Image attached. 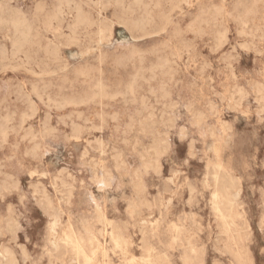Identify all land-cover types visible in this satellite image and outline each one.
<instances>
[{
	"label": "rangeland",
	"instance_id": "obj_1",
	"mask_svg": "<svg viewBox=\"0 0 264 264\" xmlns=\"http://www.w3.org/2000/svg\"><path fill=\"white\" fill-rule=\"evenodd\" d=\"M0 2V13L1 15L4 13L2 18L5 21L0 23L2 28H0V51L3 53H0V60L3 63L1 64L0 61V80L2 79L0 117L3 118L2 120L0 118L2 148H0V160H2L0 167H4L5 164V169L0 168L2 175L0 191L3 192H0V264H264V10L262 9L264 0H141L140 4H137L136 0L129 2L128 0H84V2L83 0H68V2L67 0H0ZM40 3L42 6L38 5ZM58 6L64 14H61L62 17L56 15L60 9ZM251 6H255L257 11L247 15L245 12ZM76 7L84 10L95 20L101 14V19L105 18L111 22L112 28L94 29L92 26L69 30ZM11 8L16 11H11ZM125 9L130 19L139 22L138 25L133 26L134 28L122 24L120 13ZM19 12H22L21 16H25L22 17L29 25L34 26L32 34L33 36L35 34L33 37L35 45L23 46L24 48L15 46V34L6 21L10 14ZM49 12H53V15ZM29 17L33 20L28 19ZM45 19H48V22ZM50 23H52L51 27ZM58 24L62 27L60 28ZM194 30H199L201 34ZM65 35L66 37L63 38ZM248 38L254 40V43ZM166 40L168 43L165 42ZM68 41L71 43L69 44ZM245 46L248 47L246 50ZM14 48L21 53L16 54L18 51ZM141 48L144 49L143 52L146 50L144 54ZM130 49L135 51L132 50V53ZM188 52L192 53V56L189 57ZM35 53L39 56L37 57ZM103 53L105 54L102 55ZM131 54H134L132 58ZM10 55L16 57L11 58ZM160 58L163 61H160ZM18 62L20 64H17ZM24 63L26 65H23ZM149 63L154 64L155 69L154 65L151 66ZM207 63L208 66L205 65ZM73 67H78L79 70ZM110 71L114 72L110 73ZM34 79L37 81L35 82ZM51 80L54 82L51 83ZM57 82L59 86L55 84ZM124 83H128L130 87ZM60 86H63L64 90L59 88ZM40 89L41 93H39ZM35 90L39 96L35 94ZM226 90L229 92L227 93ZM21 91L24 93L21 94ZM52 91H57L59 94ZM85 91L90 99H87L89 97L85 95ZM7 92L9 94L6 97ZM100 93L104 94L103 97ZM105 93H109L106 94L108 98ZM83 94L87 98L83 97ZM20 95H24L22 98L26 96L29 98L22 99ZM26 99L32 103L27 102ZM232 100L234 102L229 103ZM10 102L11 104H8ZM107 104L113 107L112 110ZM33 106L34 108H31ZM138 110L139 112H136ZM162 110L165 112L163 113ZM128 115H131V119ZM19 118L22 122L17 123ZM47 119L50 121L47 122ZM152 122L155 125L151 124ZM125 123H128L127 126ZM139 123L143 125L140 126ZM45 124L46 126L43 127ZM102 124L107 127L104 128ZM199 131H203L202 134ZM20 132L24 133L20 134ZM71 132H74L73 136ZM124 132L128 134L125 135ZM55 137L58 140H54ZM126 139L129 141L128 144ZM20 140L21 144H19ZM43 142L47 145L44 146ZM31 143L35 145L32 146ZM40 145H43L44 151L39 147ZM40 156L41 159L37 160ZM36 171L37 173L34 174ZM69 173L71 174L68 175ZM103 173L104 176H101ZM40 184L43 187H40ZM222 188L229 196L236 195L230 198V206L228 205L227 209L224 206L223 195L218 194ZM196 200L199 202L197 203ZM216 208L221 209L222 213Z\"/></svg>",
	"mask_w": 264,
	"mask_h": 264
},
{
	"label": "bare ground",
	"instance_id": "obj_2",
	"mask_svg": "<svg viewBox=\"0 0 264 264\" xmlns=\"http://www.w3.org/2000/svg\"><path fill=\"white\" fill-rule=\"evenodd\" d=\"M11 1H12V0H11ZM54 1H55V0H54ZM64 1H65V0H64ZM70 1H71V0H70ZM118 1H119V0H118ZM8 2H10V1H8ZM59 2H60V1H59ZM67 2H68V0H67ZM83 2H84V0H83ZM93 2H94V1H93ZM128 2H129V0H128ZM130 2H131V1H130ZM140 2H141V0H136V3H137V4H140ZM155 2H156V1H155ZM0 3H1V2H0ZM2 3H3V2H2ZM4 3H5V2H4ZM76 3H77V2H76ZM80 3H82V2H80ZM80 3H79V4H80ZM85 4H87V3H85ZM130 4H131V3H130ZM149 4H150V3H149ZM154 4H155V3H154ZM1 5H3V4H1ZM4 5H8V4H4ZM10 5H11V4H10ZM10 5H9V6H10ZM24 5H25V4H24ZM38 5L42 6L41 3L38 4ZM59 5H61V3H60ZM64 5H65V4H64ZM127 5H128V4H127ZM132 5H133V4H132ZM144 5H146V4L144 3ZM52 6H53V5H52ZM54 6H55V5H54ZM54 6H53V7H54ZM62 6H63V5H62ZM85 6H86V5H85ZM104 6H105V5H104ZM149 6H150V5H149ZM174 6H175V5H174ZM178 6H179V5H178ZM178 6H176V7L179 8ZM211 6H212V5H211ZM215 6H216V5H215ZM27 7H28V6H27ZM30 7H31V6H30ZM30 7H29V8H30ZM35 7H36V6H35ZM44 7H45V6H44ZM77 7H78V5H77ZM77 7H76V9H75V11H74L73 20H72V23H71V25H70V27H69V30H72V31H73V30H80V29H83V28L86 29V28H90V27H92V26H94V29H100V28H108V29H110V28H112V23L109 22V21H107V20H105V18L101 19V17H100L101 14H99L98 17H97V19L95 20V19H93L90 15H88V13H86L84 10H81V9H79V8H77ZM79 7L82 8L80 5H79ZM88 7H89V6H88ZM129 7H130V6H129ZM209 7H210V6H209ZM37 8H38V7H37ZM37 8H36V9H37ZM55 8H56V7H55ZM58 8H60V9H58L57 13H56V11H55L57 17H59V16H61V14H63L62 11H61V7L58 6ZM69 8H70V7H69ZM130 8H131V7H130ZM3 9H4V7H3ZM19 9H20V6H19ZM36 9H32V10L35 11ZM40 9H41V8H39V10H40ZM43 9H44V8H43ZM53 9H54V8H53ZM92 9H93V8H92ZM132 9H133V8H132ZM132 9H130V10H132ZM179 9H180V8H179ZM179 9H178V10H179ZM213 9H214V8H213ZM255 9H256L255 6H251V7H249V8L247 9V11H246L245 13H246L247 15L252 14V13H255V12L257 11V10H255ZM262 9L264 10V6L262 7ZM4 10H5V9H4ZM6 10H8V8H7ZM10 10L13 11L12 8H11ZM56 10H57V9H56ZM126 10H127V9H125V11H122V12L120 13V15L122 14V16H121V17H122V20H123L122 24H124L125 26H128V28H129V27H133V26L138 25L139 22H137L136 20L130 19V17L127 16L129 13L126 12ZM133 10H134V9H133ZM151 10H152V9H151ZM204 10H205V9H204ZM204 10H203V11H204ZM2 11H3V10H2ZM15 11H16V10H14L13 12H15ZM17 11H19V10L17 9ZM48 11H49V10H48ZM48 11L46 10V12H48ZM51 11H52V10H51ZM128 11H129V10H128ZM36 12H37V11H36ZM53 12H54V11H53ZM53 12H52V13H53ZM89 12H90V11H89ZM21 13H22V12H21ZM21 13H20V12H19V13H12V14H10V16H9V19H8V20L6 19V20H7L6 22L10 25V27L12 28V30H13V32H14V34H15V39H14V41H15V46H16L17 48H21V47H23V46L25 47V46H31V45H33V44H34L33 37L35 36V34H34V36H33V34H32V29H33L34 26L32 27L31 25H29V24L27 23V21L23 18V17H25V16L22 15V16H23V17H22V16H21ZM23 13H25V12H23ZM49 13H51V12H49ZM52 13H51V14H52ZM65 13H66V12H65ZM98 13H99V12H98ZM135 13H137V12H135ZM135 13H134V14H135ZM188 13H189V12H188ZM3 14H4V13H3ZM3 14H2V15H3ZM5 14H6V13H5ZM30 14H31V13H30ZM30 14H27V15H30ZM118 14H119V13H118ZM203 14H204V13H203ZM222 14H223V13H222ZM222 14H221V15H222ZM2 15H1V13H0V23H3V21H4L3 18H2ZM32 15H33V13H32ZM34 15H35V12H34ZM42 15H43V14H42ZM42 15H41V16H42ZM52 15H53V14H52ZM63 15H64V14H63ZM131 15H133V14H131ZM167 15H168V14H167ZM199 15H200V14H199ZM44 16H45V15H44ZM44 16H43V17H44ZM138 16H139V15H138ZM193 16H194V15H193ZM193 16H192V17H193ZM231 16H232V15H231ZM3 17H4V16H3ZM30 17H31V16H30ZM30 17H29L28 19L33 20V19L30 18ZM57 17H56V19H57ZM61 17H62V16H61ZM71 17H72V16H71ZM128 17H129V18H128ZM195 17H196V16H195ZM197 17L200 18V16H197ZM197 17H196V18H197ZM216 17H217V16H216ZM222 17H223V15H222ZM232 17H233V16H232ZM41 18H42V17H41ZM44 18H45V17H44ZM46 18H48V17H46ZM52 18H53V17H52ZM54 18H55V17H54ZM54 18H53V19H54ZM150 18H151V17H150ZM169 18H170V17H169ZM35 19H36V18H35ZM35 19H34V20H35ZM50 19H51V18H50ZM50 19H49V20H50ZM106 19H107V18H106ZM137 19H138V18H137ZM214 19H216V18H214ZM227 19H228V18H227ZM227 19H226V20H227ZM234 19H235V18H234ZM38 20H39V19H38ZM45 20H47V22H48V19H45ZM59 20H60V18H59ZM59 20H58V21H59ZM62 20H63V19H62ZM69 20H70V19H69ZM170 20H171V19H170ZM192 20H193V19H192ZM206 20H207V19H206ZM212 20H213V19H211V21H212ZM228 20H229V19H228ZM243 20H244V19H243ZM42 21H43V20H42ZM51 21H52V20H51ZM55 21H56V20H55ZM55 21H54V22H55ZM64 21H65V20H64ZM172 21H173V18H172ZM195 21H196V20H195ZM195 21H194V22H195ZM219 21H220V20H219ZM4 22H5V21H4ZM43 22H44V21H43ZM43 22H42V23H43ZM214 22H217V21H214ZM214 22H213V23H214ZM222 22H223V20H222ZM7 23H6V24H7ZM36 23H38V22H36ZM59 23H60V22H59ZM152 23H153V22H152ZM162 23H163V22H162ZM191 23H192V22H191ZM191 23H190V24H191ZM242 23H244V22L242 21ZM242 23H241V24H242ZM33 24H34V23H33ZM43 24H44V23H43ZM43 24H42V25H43ZM47 24H48V23H47ZM51 24H52V23H50V27H51ZM155 24H156V23H155ZM220 24H222V23H220ZM223 24H224V26H225V23H223ZM244 24H245V23H244ZM35 25H36V24H35ZM56 25H57V23H56ZM191 25L193 26V24H191ZM214 25H215V23H214ZM216 25H217V24H216ZM58 26H60V25L58 24ZM170 26H171V25H170ZM209 26H211V25H209ZM212 26H213V25H212ZM218 26H219V25H218ZM221 26H222V25H221ZM224 26H223V28H224ZM4 27H5V26H4ZM31 27H32V28H31ZM35 27H36V26H35ZM39 27H40V26H39ZM61 27H62V25L60 26V28H61ZM195 27H196V26H195ZM198 27H199V26H198ZM0 28H1V27H0ZM36 28H37V27H36ZM43 28H44V27H43ZM45 28H46V27H45ZM57 28H58V27H57ZM133 28H134V27H133ZM144 28H145V27H144ZM180 28H181V27H180ZM1 29H2V28H1ZM38 29H39V28H38ZM46 29H47V28H46ZM53 29H54V28H53ZM53 29H52V30H53ZM64 29H65V28H64ZM138 29H139V28H138ZM178 29H179V28H178ZM193 29H194V28H193ZM201 29H202V28H201ZM34 30H35V29H34ZM34 30H33V31H34ZM36 30H37V29H36ZM36 30H35V31H36ZM42 30H43V29H42ZM47 30H48V29H47ZM129 30H131V29H129ZM186 30H187V29H186ZM202 30H203V29H202ZM242 30H243V29H242ZM9 31H10V30H9ZM9 31H8V32H9ZM54 31H55V30H54ZM56 31H58V30H56ZM61 31H62V30H61ZM182 31H183V30H182ZM184 31H185V30H184ZM188 31H189V30H188ZM194 31H195V30H194ZM198 31H199V30H197V31H195V32H198ZM203 31H204V30H203ZM217 31H218V30H217ZM217 31H216V33H217ZM237 31H239V30H237ZM0 32H1V31H0ZM40 32H41V31H40ZM45 32H46V31H45ZM47 32H48V31H47ZM47 32H46V33H47ZM79 32H80V31H79ZM100 32H101V31H100ZM102 32H103V31H102ZM110 32H111V31H110ZM136 32H137V31H136ZM166 32H167V30H166ZM185 32H186V31H185ZM199 32H200V31H199ZM242 32H243V31H242ZM242 32H240V33H242ZM57 33H59V31H58ZM63 33H64V32H63ZM71 33L73 34V32H71ZM75 33H76V32H75ZM86 33H87V32H86ZM103 33H104V32H103ZM103 33H102V35H103ZM186 33H187V32H186ZM190 33H191V32H190ZM193 33H194V32H193ZM211 33H212V32H211ZM43 34H44V33H43ZM76 34H78V33H76ZM94 34H95V31H94ZM150 34H151V33H150ZM153 34H154V33H153ZM184 34H185V33H184ZM187 34H188V33H187ZM197 34L200 35L201 32H200V34H199V33H197ZM197 34H196V35H197ZM224 34H225V33H224ZM51 35H52V34H51ZM56 35H57V34H56ZM70 35H71V34H70ZM84 35H85V34H84ZM84 35H82V36L84 37ZM100 35H101V34H100ZM148 35H149V34H148ZM185 35H186V34H185ZM2 36H3V35H2ZM38 36H39V35H38ZM38 36H37V37H38ZM42 36H43V35H42ZM60 36H61V33H60ZM76 36H77V35H76ZM98 36H99V35H98ZM98 36H97V37H98ZM249 36H251V35H249ZM10 37H11V36H10ZM64 37H66V35L63 36V38H64ZM68 37H69V36H68ZM68 37H67V38H68ZM88 37H90V36H88ZM100 37H101V36H100ZM100 37H99V38H100ZM137 37H138V36H137ZM140 37L142 38V36H140ZM179 37H181V35H180ZM194 37H195V36H194ZM223 37H224V36H223ZM251 37H253V36H251ZM13 38H14V36H13ZM35 38H36V37H35ZM35 38H34V39H35ZM39 38H40V37H39ZM75 38H76V37H75ZM174 38H176V37H174ZM184 38H185V37H184ZM184 38H183V39H184ZM201 38H202V36H201ZM254 38H256V37L254 36ZM259 38H262V37H259ZM77 39H79V38H77ZM77 39H76V40H77ZM103 39H104V38H103ZM106 39H108V37H107ZM179 39H180V38H179ZM194 39H196V38H194ZM198 39H199V38H198ZM216 39H217V38H216ZM248 39H249V38H248ZM263 39H264V38H263ZM49 40H50V39H49ZM58 40H60V39H58ZM65 40H66V38H65ZM172 40H174V39H172ZM201 40H202V39H201ZM249 40H251V39H249ZM36 41H37V40H36ZM40 41H41V40H40ZM73 41H74V40H73ZM92 41H93V40H92ZM167 41H168V40H166L165 42H167ZM176 41H177V39H176ZM179 41H181V40H179ZM217 41H218V40H217ZM251 41H252V40H251ZM253 41H254V40H253ZM253 41H252V42H253ZM10 42H11V41H10ZM38 42H39V40H38ZM38 42H37V43H38ZM49 42H50V41H49ZM53 42H56V41H53ZM63 42H64V41H63ZM68 42H69V41H68ZM94 42H95V41H94ZM99 42H100V41H99ZM185 42H187V41H185ZM188 42H189V41H188ZM220 42H221V41H220ZM249 42H250V41H249ZM12 43H13V42H12ZM70 43H71V42H69V44H70ZM80 43H81V42H80ZM87 43H88V42H87ZM97 43H98V42H97ZM163 43H164V42H163ZM167 43H168V42H167ZM169 43H170V40H169ZM176 43H177V42H176ZM176 43H175V44H176ZM193 43H195V42H193ZM250 43H251V42H250ZM253 43H254V42H253ZM35 44H36V43H35ZM35 44H34V45H35ZM38 44H39V43H38ZM38 44H37V45H38ZM41 44H43V43H41ZM45 44H46V43H45ZM48 44H49V43H48ZM52 44H53V43H52ZM84 44H85V43H84ZM178 44H179V43H178ZM218 44H219V43H218ZM248 44H249V43H248ZM2 45H3V44H2ZM11 45H12V44H11ZM43 45H44V44H43ZM46 45H47V44H46ZM61 45H62V44H61ZM79 45H80V44H79ZM79 45H78V46H79ZM85 45H86V44H85ZM111 45H112V44H111ZM117 45H118V44H117ZM119 45H120V44H119ZM154 45H157V44H154ZM158 45H160V44H158ZM179 45H180V44H179ZM191 45H193V44H191ZM214 45H216V44H214ZM253 45H254V44H253ZM0 46H1V44H0ZM55 46H56V44H55ZM62 46H64V45H62ZM76 46H77V45H76ZM78 46H77V47H78ZM100 46H101V45H100ZM100 46H99V47H100ZM115 46H116V45H115ZM211 46H212V45H211ZM12 47H13V46H12ZM24 47H23V48H24ZM32 47H33V46H32ZM39 47H42V46H39ZM43 47H45V45H44ZM48 47H49V46H48ZM67 47H68V46H67ZM113 47H114V46H113ZM116 47H117V46H116ZM116 47H114V48H116ZM128 47H129V46H128ZM132 47H134V46H132ZM136 47H137V46H136ZM155 47H157V46H155ZM160 47H163V46H160ZM246 47H247V46H245V48H244V47H242V48H244V49L246 50ZM17 48H14V49H15L16 51H18ZM27 48H28V47H27ZM89 48H91V47H89ZM122 48H123V47H122ZM134 48H135V47H134ZM139 48H140V47H139ZM153 48H154V47H153ZM163 48H164V47H163ZM168 48H170V47L168 46ZM247 48H248V47H247ZM4 49H6V48H3V50H4ZM34 49H35V48H34ZM45 49H46V48H45ZM50 49H51V48H50ZM84 49H86V47H85ZM101 49H102V47H101ZM127 49H128V48H127ZM147 49H148V47H147ZM150 49H151V48H150ZM215 49H217V48L215 47ZM43 50H44V49H43ZM89 50H90V49H89ZM93 50H94V49H93ZM103 50H104V49H103ZM114 50H115V49H114ZM116 50H117V49H116ZM128 50H129V49H128ZM130 50H131V49H130ZM132 50H133V49H132ZM132 50H131V51H132ZM140 50H142V48H141ZM143 50H144V49H143ZM143 50H142V53L144 54L146 50H145L144 52H143ZM157 50H158V49H157ZM170 50H171V49H170ZM12 51H13V49H12ZM55 51H57V50L55 49ZM126 51H127V50H126ZM133 51H135V50H133ZM133 51H132V53H133ZM136 51H139V50H136ZM154 51L156 52V50H154ZM181 51H182V50H181ZM181 51H180V52H181ZM3 52H4V51H3ZM26 52H27V51H26ZM26 52H25V53H26ZM44 52H45V51H44ZM59 52H60V51H59ZM104 52H105V51H104ZM158 52H159V50H158ZM0 53H2V51H0ZM19 53H21V52L18 51L16 54H19ZM25 53H24V54H25ZM29 53H30V52H29ZM33 53H34V52H33ZM33 53H31V54H33ZM50 53H51V52H50ZM50 53H49V55H50ZM54 53H56V52H54ZM54 53H53V54H54ZM127 53H128V52H127ZM129 53H130V52H129ZM140 53H141V51H140ZM149 53H150V52H149ZM149 53H148V54H149ZM153 53H154V52H153ZM188 53H190V52H188ZM2 54H3V53H2ZM12 54H13V53H12ZM35 54H37V53H35ZM46 54H47V53H46ZM57 54H58V53H57ZM104 54H105V53H103L102 55H104ZM125 54H126V53H125ZM138 54H139V53H138ZM151 54H152V53H151ZM171 54H173V53H171ZM191 54H192V53L189 54V57L192 56ZM4 55H5V54H4ZM7 55H8V54H7ZM47 55H48V54H47ZM107 55H108V54H107ZM123 55H124V54H123ZM123 55H121V56H123ZM128 55H129V54H128ZM131 55H132V56H131V58H132V57L134 56V54H131ZM141 55H142V54H141ZM173 55H174V54H173ZM180 55H181V54H180ZM229 55H230V54H229ZM10 56H11V55H10ZM36 56L38 57L39 55L37 54ZM43 56H44V55H43ZM50 56H51V55H50ZM58 56H59V55H58ZM99 56H100V55H99ZM105 56H106V55H105ZM117 56H118V55H117ZM138 56H139V55H138ZM176 56H177V55H176ZM196 56H197V55H196ZM230 56H231V55H230ZM4 57H5V56H4ZM12 57H16V55L11 56V58H12ZM17 57H18V56H17ZM24 57H25V56H24ZM27 57L29 58V57H30V54L27 55ZM52 57H53V55H52ZM54 57H56V56H54ZM97 57H98V56H97ZM118 57H119V56H118ZM129 57H130V55H129ZM160 57H161V56H160ZM198 57H199V56H198ZM2 58H3V57H2ZM7 58H8V56H7ZM7 58H6V59H7ZM77 58H78V57H77ZM111 58H113V57H111ZM125 58H126V56H125ZM125 58H124V59H125ZM131 58H130V59H131ZM137 58H140V57H137ZM142 58H144V57H142ZM161 58H162V57H161ZM161 58H160V59H161ZM0 59H1V58H0ZM31 59H32V58H30V60H31ZM59 59H60V58H59ZM98 59H99V57L97 58V60H98ZM114 59H115V58H114ZM127 59H128V57H127ZM127 59H125V60H127ZM146 59H147V58H146ZM157 59H158V58H157ZM160 59H159V60H160ZM164 59H165V58H164ZM17 60H18V59H17ZM20 60H21V59H20ZM25 60H26V59H25ZM32 60H33V59H32ZM35 60H36V59H35ZM48 60H49V59H48ZM56 60H57V59H56ZM60 60H61V59H60ZM122 60H123V59H122ZM143 60H144V59H143ZM0 61H1V60H0ZM13 61H14V60H13ZM127 61H129V59H128ZM160 61H163V60L161 59ZM165 61H166V59H165ZM167 61H168V60H167ZM34 62H35V61H34ZM45 62H46V61H45ZM98 62H100V61H98ZM101 62H102V61H101ZM112 62H114V60H113ZM116 62H119V64H122V63H120V61H116ZM139 62L141 63V61H139ZM157 62H158V61H157ZM170 62H171V61H170ZM187 62H188V61H187ZM14 63H16V61H15ZM21 63H22V62H21ZM26 63H27V62H26ZM47 63H48V62H47ZM61 63H62V61H61ZM61 63H60V64H61ZM86 63H87V62H86ZM86 63H85V64H86ZM106 63H107V62H106ZM130 63H131V62H130ZM151 63H152V62H151ZM151 63H149V64H151ZM158 63H159V62H158ZM158 63H157V64H158ZM164 63H167V62H164ZM189 63H190V62H189ZM198 63H199V62H198ZM200 63H201V62H200ZM200 63H199V64H200ZM204 63H205V62H204ZM1 64H3L2 61H1ZM5 64H6V63H5ZM17 64H20V63L18 62ZM29 64H30V63H29ZM32 64H33V63H32ZM35 64H36V63H35ZM38 64L41 65V63H38ZM63 64H64V62H63ZM102 64H103V63H102ZM117 64H118V63H117ZM123 64H125V63H123ZM126 64H127V63H126ZM157 64H156V66H157ZM159 64H160V63H159ZM193 64H194V62H193ZM202 64H203V63H202ZM9 65H10V63H9ZM13 65H14V64H13ZM23 65H26V64L24 63ZM33 65H34V64H33ZM43 65H44V64H43ZM43 65H42V66H43ZM45 65H46V64H45ZM65 65H66V64H65ZM65 65H64V67H65ZM75 65H76V64H75ZM107 65H108V64H107ZM131 65H132V64H131ZM153 65H154V64H151V66H153ZM164 65H165V64H164ZM195 65H196V64H195ZM205 65L208 66V63L205 64ZM229 65H231V63H230ZM3 66L5 67V65H3ZM27 66H28V65H27ZM42 66H41V67H42ZM47 66H48V64H47ZM59 66H60V65H59ZM67 66H68V65H67ZM69 66H70V65H69ZM80 66H82V65H80ZM90 66H91V65H90ZM94 66H95V65H94ZM122 66H123V65H122ZM127 66H128V65H127ZM127 66H126V67H127ZM183 66H184V65H183ZM188 66H189V65H188ZM15 67H16V66H15ZM17 67H18V66H17ZM43 67H44V66H43ZM45 67H46V66H45ZM45 67H44V68H45ZM70 67H71V66H70ZM111 67H112V66H111ZM139 67H140V66H139ZM158 67H160V66H158ZM161 67H162V66H161ZM169 67H171V66H169ZM231 67H232V66H231ZM6 68H7V67H6ZM11 68H12V67H11ZM21 68L24 69L23 67H21ZM30 68H31V66H30ZM38 68H39V67H38ZM38 68H37V69H38ZM59 68H61V67H59ZM73 68L77 69L78 67H77V68H76V67H73ZM86 68H87V67H86ZM86 68H85V69H86ZM133 68H134V66H133ZM145 68H146V67H145ZM162 68H164V67H162ZM172 68H173V67H172ZM190 68H191V67H190ZM207 68H208V67H207ZM3 69H4V68H3ZM12 69H14V68H12ZM50 69H51V68H50ZM53 69H54V68H53ZM53 69H52V70H53ZM64 69H66V68H64ZM71 69H72V68H71ZM96 69H98V68H96ZM101 69H102V68H100V70H101ZM113 69H114V67H113ZM116 69H117V68H116ZM135 69H136V66H135ZM151 69H152V67H151ZM154 69H155V65H154ZM160 69H161V68H160ZM164 69H165V68H164ZM174 69H175V68H174ZM30 70H31V69H30ZM38 70H39V69H38ZM43 70H44V69H43ZM46 70H47V69H46ZM56 70H57V69H56ZM59 70L61 71V69H59ZM77 70H79V69H77ZM80 70H82V69H80ZM83 70H84V69H83ZM86 70H89V69H86ZM104 70H105V69H104ZM136 70H137V69H136ZM138 70H139V69H138ZM149 70H150V69H149ZM169 70H170V69H169ZM199 70H200V69H199ZM201 70H202V69H201ZM27 71H28V70H27ZM33 71H34V70H33ZM72 71H74V69H72ZM75 71H76V70H75ZM89 71H90V70H89ZM96 71H97V70H96ZM106 71H107V70H106ZM150 71H151V70H150ZM155 71H156V70H155ZM166 71H167V69H166ZM170 71H171V70H170ZM174 71H175V70H174ZM174 71H173V72H174ZM186 71H187V70H186ZM193 71H196V70H193ZM29 72H30V71H29ZM42 72H43V71H42ZM53 72H54V71H53ZM53 72H51V73H53ZM77 72H78V71H77ZM86 72H87V71H86ZM86 72H85V73H86ZM90 72H92V71H90ZM112 72H114V71H112ZM112 72L110 71V73H112ZM142 72H143V71H142ZM181 72H182V70H181ZM196 72H197V71H196ZM207 72H208V71H207ZM33 73H34V72H33ZM37 73H38V72H37ZM43 73L45 74V72H43ZM46 73H47V72H46ZM75 73H76V72H75ZM78 73H79V72H78ZM98 73L100 74V72H98ZM101 73H103V72L101 71ZM143 73H144V72H143ZM167 73H168V71H167ZM31 74H32V73H31ZM40 74H41V73H40ZM49 74H50V73H49ZM55 74H56V73H55ZM66 74H67V72H66ZM79 74H80V73H79ZM86 74H87V73H86ZM114 74H115V73H114ZM137 74H140V73H137ZM153 74H155V73H153ZM153 74H152V75H153ZM162 74H164V73L162 72ZM32 75H33V74H32ZM34 75H35V74H34ZM34 75H33V76H34ZM47 75H48V74H47ZM63 75H64V74H63ZM77 75H78V74H77ZM77 75H75V76H77ZM80 75H83V74H80ZM87 75H88V74H87ZM87 75H86V76H87ZM128 75H129V74H128ZM164 75H166V74H164ZM171 75H172V74H171ZM195 75H196V74H195ZM35 76H36V75H35ZM58 76H59V74H58ZM60 76H61V75H60ZM72 76H73V75H72ZM119 76H120V75H119ZM121 76H122V75H121ZM121 76H120V77H121ZM155 76H156V75H155ZM196 76H197V75H196ZM202 76H203V74H202ZM205 76H206V75H205ZM10 77H11V76H10ZM13 77H14V76H13ZM20 77H21V76H20ZM36 77H39V75L36 76ZM68 77H69V76H68ZM68 77H67V78H68ZM82 77H83V76H82ZM91 77H92V76H91ZM130 77H131V76H130ZM133 77H134V75H133ZM133 77H132V78H133ZM136 77H138V76L136 75ZM139 77H140V76H139ZM206 77H207V76H206ZM234 77H235V76H234ZM51 78H52V77H51ZM62 78H63V77H62ZM69 78H70V77H69ZM75 78H76V77H74V79H75ZM84 78H85V77H84ZM87 78H89V75H88ZM92 78H93V77H92ZM153 78H154V77H153ZM153 78H152V79H153ZM183 78H184V77H183ZM199 78H200V77H199ZM52 79H54V78H52ZM59 79H61V78H59ZM72 79H73V78H72ZM72 79H71V80H72ZM77 79H78V77H77ZM97 79H98V78H97ZM134 79H136V78L134 77ZM152 79H151V80H152ZM211 79H212V78H211ZM1 80H2V79H1ZM1 80H0V81H1ZM40 80H41V79H40ZM45 80H46V79H45ZM49 80H50V79H49ZM49 80H48V81H49ZM57 80H58V79H57ZM57 80H56V81H57ZM104 80H105V79H104ZM120 80H121V79H120ZM142 80H143V79H142ZM201 80H202V77H201ZM34 81H35V79H34ZM36 81H37V80H36ZM36 81H35V82H36ZM52 81H53V80H51V83H52ZM76 81H77V80H76ZM76 81H75V82H76ZM80 81H81V80H80ZM99 81H101V80H99ZM99 81H97V82H99ZM102 81H103V80H102ZM105 81H106V80H105ZM133 81H134V80H133ZM166 81H167V79H166ZM174 81H175V80H174ZM176 81H177V79H176ZM206 81H207V80H206ZM212 81H213V80H212ZM53 82H54V81H53ZM59 82H60V81H59ZM66 82H67V80H66ZM69 82H70V81H69ZM73 82H74V81H73ZM73 82H72V83H73ZM130 82H131V81H130ZM136 82H137V81H136ZM198 82H199V80H198ZM6 83H8V82H6ZM10 83H11V81H10ZM17 83H18V82H17ZM39 83H41V82L39 81ZM43 83H45V82H43ZM46 83H47V82H46ZM78 83H79V82H78ZM78 83H77V85H78ZM100 83H101V82H100ZM128 83H129V82H128ZM128 83H127V84H128ZM131 83H132V82H131ZM134 83H135V81H134ZM194 83H195V82H194ZM208 83H209V82H208ZM25 84H26V83H25ZM25 84H24V85H25ZM47 84H48V83H47ZM55 84H58V86H59V83H58V82L55 83ZM63 84H64V83H63ZM75 84H76V83H75ZM79 84H80V83H79ZM84 84H85V83H84ZM87 84H89V82H88ZM92 84H93V83H92ZM94 84H95V83H94ZM101 84H102V83H101ZM124 84H125V83H124ZM127 84H125V85H127ZM22 85H23V83H22ZM29 85H30V84H29ZM36 85H37V84H36ZM49 85H50V84H49ZM95 85H96V84H95ZM104 85H105V84H104ZM104 85H102V86L104 87ZM128 85H129V84H128ZM139 85H141V84H139ZM3 86H4V85H3ZM8 86L10 87V86H13V85H8ZM17 86H18V85H17ZM42 86L44 87V85H42ZM50 86H51V85H50ZM79 86H80V85H79ZM98 86H99V85H98ZM98 86H97V87H98ZM100 86H101V85H100ZM117 86H118V85H117ZM117 86H116V87H117ZM131 86H132V85H131ZM163 86H164V84H163ZM168 86H169V85H168ZM204 86H205V85H204ZM211 86H212V85H211ZM263 86H264V85H263ZM5 87H6V86H5ZM21 87H22V86H21ZM30 87H31V86H30ZM39 87H40V86H39ZM46 87H48V86H46ZM62 87H63V86H62ZM62 87L60 86L59 88H62ZM68 87H69V86H68ZM72 87H73V85H72ZM93 87H94V86H93ZM93 87L91 86V88H93ZM97 87H96V88H97ZM106 87H108V86H106ZM129 87H130V85H129ZM152 87H153V86H152ZM161 87H162V86H161ZM192 87H193V86H192ZM212 87H213V86H212ZM240 87H241V86H240ZM6 88H7V87H6ZM11 88H12V87H11ZM32 88H33V87H32ZM40 88H41V87H40ZM51 88H52V87H51ZM55 88H57V87H55ZM66 88H67V87H66ZM69 88H70V87H69ZM89 88H90V86H89ZM99 88H101V87H99ZM108 88H109V87H108ZM126 88H128V87H126ZM132 88H133V87H132ZM149 88H150V87H149ZM162 88H164V87H162ZM235 88H236V87H235ZM7 89H8V88H7ZM34 89H35V88H34ZM41 89H42V88H41ZM41 89H40V92H39V93H41ZM48 89H49V88H48ZM73 89H74V88H73ZM101 89H102V88H101ZM104 89H105V88H104ZM104 89H103V90H104ZM130 89H131V88H130ZM130 89H127V90L132 91V90H130ZM136 89H137V88H136ZM141 89H142V88H141ZM146 89H147V88H146ZM151 89H152V88H151ZM164 89H165V88H164ZM1 90H2V89H1ZM42 90H43V89H42ZM57 90H58V89H57ZM62 90H64V88H62ZM71 90H72V89H71ZM90 90H92V89H90ZM147 90H148V89H147ZM161 90H162V89H161ZM234 90H236V89H234ZM239 90H240V89H239ZM256 90H257V89H256ZM259 90H260V89H259ZM5 91H6V90H5ZM32 91H33V89H32ZM36 91H37V90H35V92H36ZM60 91H61V90H60ZM68 91H69V89H68ZM83 91H84V90H83ZM83 91H82V93H83ZM100 91H101V90H100ZM114 91H115V90H114ZM145 91H146V90H145ZM151 91H152V90H151ZM174 91H175V90H174ZM8 92H9V91H8ZM8 92H7V94H5L6 97H7L8 94H9ZM12 92H13V91H11V93H12ZM18 92H20V90H19ZM28 92H29V91H28ZM33 92H34V91H33ZM42 92H43V91H42ZM52 92H57V91H52ZM86 92H87V91L84 92L85 95H88V94H86ZM94 92H95V91H94ZM103 92H104V91H103ZM118 92H119V91H118ZM163 92H164V91H163ZM226 92L228 93L229 91L226 90ZM23 93H24V92H23ZM23 93H22V91H21V94H23ZM29 93H30V92H29ZM39 93H38V94H39ZM57 93L59 94V92H57ZM68 93H70V92H68ZM95 93H96V92H95ZM97 93H99V91H98ZM135 93H136V92H135ZM143 93H145V92H143ZM149 93H150V92H149ZM155 93H156V92H155ZM159 93H160V92H159ZM164 93H165V92H164ZM166 93H167V92H166ZM257 93H258V92H257ZM1 94H2V93H1ZM14 94H15V93H14ZM35 94L37 95V92H36ZM43 94H44V93H43ZM45 94H46V93H45ZM47 94H48V93H47ZM47 94H46V95H47ZM65 94H66V93H65ZM73 94H75V93H73ZM92 94H93V93H92ZM106 94H107V93H105V96H106ZM108 94H109V93H108ZM108 94H107V95H108ZM110 94H111V93H110ZM114 94H115V93H114ZM117 94H118V93H117ZM127 94H128V93H127ZM136 94H137V93H136ZM150 94H151V93H150ZM233 94H234V93H233ZM258 94H259V93H258ZM36 95H34V96H36ZM63 95H64V94H63ZM66 95H67V94H66ZM81 95H82V94H81ZM98 95H99V94H98ZM100 95L103 97L104 94H103V93H102V94L100 93ZM111 95H112V94H111ZM111 95H109V97H110ZM125 95H126V94H125ZM153 95H154V94H153ZM166 95H167V94H165V96H166ZM169 95H170V93H169ZM169 95H168V97H169ZM223 95H224V94H223ZM3 96H4V95H3ZM3 96H2V97H3ZM20 96H21V95H20ZM22 96H24V95H22ZM22 96H21V98H22ZM37 96H39V95H37ZM71 96H72V95H71ZM113 96H114V95H112V97H113ZM120 96H121V95H120ZM123 96H124V95H123ZM123 96H122V97H123ZM154 96H155V95H154ZM161 96H163V95H161ZM240 96H241V95H240ZM18 97H19V95H18ZM44 97H45V96H44ZM51 97H53L52 94H51ZM54 97H55V96H54ZM61 97H62V96H61ZM64 97H65V96H64ZM66 97H67V96H66ZM77 97H78V96H77ZM83 97H85L84 94H83ZM87 97H89V95H88ZM87 97H85V98H87ZM106 97H107V96H106ZM135 97H136V96H135ZM145 97H147V96H145ZM223 97H224V96H223ZM15 98H16V97H15ZM25 98H29V97L26 96V97H24V98H22V99H25ZM79 98H80V97H79ZM94 98H95V97H94ZM107 98H108V97H107ZM113 98H114V97H113ZM142 98L144 99V97H142ZM148 98H149V97H148ZM158 98H159V97H158ZM163 98H164V97H163ZM163 98H162V99H163ZM170 98H171V97H170ZM229 98H230V97H229ZM1 99H2V98H1ZM1 99H0V100H1ZM19 99H20V98H19ZM19 99H18V100H19ZM55 99H56V98H55ZM59 99H62V98H59ZM87 99H90V97L87 98ZM97 99H98V97H97ZM97 99H96V100H97ZM100 99H101V98H100ZM110 99H111V98H110ZM123 99H124V98H123ZM155 99H156V97H155ZM9 100H10V99H9ZM15 100H16V99H15ZM20 100H21V99H20ZM29 100H30V99H29ZM74 100H75V99H74ZM112 100H113V99H112ZM129 100H130V99H129ZM131 100H133V99H131ZM131 100H130V101H131ZM229 100H230V99H229ZM6 101H7V100H6ZM10 101H11V100H10ZM26 101H27V99H26ZM38 101H39V100H38ZM98 101L100 102V100H98ZM124 101H125V100H124ZM134 101H135V100H133V102H134ZM141 101H143V100H141ZM4 102H5V101H4ZM4 102H3V103H4ZM22 102H23V101H21V103H22ZM24 102H25V101H24ZM27 102H29V101H27ZM27 102H26V103H27ZM39 102H40V101H39ZM46 102H47V101H46ZM74 102H75V101H74ZM77 102H78V101H77ZM172 102H173V100H172ZM233 102H234V101L232 100V102H229V103H233ZM0 103H1V102H0ZM29 103H32V102H29ZM50 103H51V102H50ZM131 103H132V102H131ZM148 103H149V102H148ZM173 103H175V102H173ZM176 103H177V102H176ZM4 104H5V103H4ZM8 104H11V102L8 103ZM8 104H7V106H8ZM33 104H34V103H33ZM33 104H32V105H33ZM41 104H42V103H41ZM100 104H101V103H100ZM127 104H128V103H127ZM141 104H142V102H141ZM156 104H157V103H156ZM168 104L170 105V103H168ZM189 104H191V103H189ZM237 104H238V103H237ZM0 105H1V104H0ZM22 105H23V104H22ZM52 105H53V104H52ZM86 105H88V104H86ZM101 105H102V104H101ZM107 105H108V104H107ZM124 105H125V104H124ZM150 105H151V103H150ZM152 105H153V104H152ZM178 105H179V104H178ZM27 106H28V105H27ZM49 106H51V104H50ZM69 106H70V105H69ZM82 106H83V104H82ZM82 106H81V108H82ZM93 106H94V105H93ZM102 106L105 107L104 104H103ZM108 106L110 107V104H109ZM108 106H107V107H108ZM171 106H172V108H174L173 105H171ZM171 106H170V108H171ZM174 106H176V105H174ZM233 106H234V105H233ZM237 106H238V105H237ZM4 107H5V106H4ZM8 107H9V106H8ZM8 107L6 108L7 110H8ZM11 107H12V106H11ZM14 107H15V106H14ZM36 107H37V106H36ZM38 107H39V106H38ZM44 107H45V106H44ZM54 107H55V106H54ZM66 107H67V105H66ZM91 107H92V106H91ZM139 107H140V106H139ZM147 107H148V106H147ZM162 107H163V106H162ZM235 107H236V106H235ZM26 108H27V107H26ZM29 108H30V107H29ZM31 108H34V106L31 107ZM45 108H46V107H45ZM75 108H76V107H75ZM78 108H79V107H78ZM92 108H93V107H92ZM94 108H96V107H94ZM112 108H113V107H112ZM112 108L110 107L111 110H112ZM145 108H146V107H145ZM177 108H178V107H177ZM193 108H195V107H193ZM230 108H231V107H230ZM6 109H5V110H6ZM16 109H17V107H16ZM16 109H15V110H16ZM19 109H20V108H19ZM27 109H28V108H27ZM58 109H59V108H58ZM60 109H61V108H60ZM73 109H74V108H73ZM82 109H83V108H82ZM89 109H90V108H89ZM150 109H151V108H150ZM211 109H212V108H211ZM213 109H214V108H213ZM215 109H216V108H215ZM260 109H261V108H260ZM260 109H259V110H260ZM1 110H2V109H1ZM7 110H6V111H7ZM28 110H29V109H28ZM33 110H34V109H33ZM56 110H57V108H56ZM91 110H92V109H91ZM135 110H136V109H135ZM144 110H145V109H144ZM146 110H147V109H146ZM152 110H154V109H152ZM187 110H189V109H187ZM187 110H186V112H187ZM259 110H258V111H259ZM8 111H9V110H8ZM48 111H49V110H48ZM57 111H60V110H57ZM77 111H78V110H77ZM92 111H93V110H92ZM103 111H104V110H103ZM158 111H159V110H158ZM162 111H163V110H162ZM171 111H173V110H171ZM175 111H176V110H175ZM194 111H195V110H194ZM1 112H2V111H0V113H1ZM22 112H23V111H22ZM34 112L36 113L37 111L35 110ZM34 112H33V113H34ZM46 112H47V111H46ZM49 112H50V111H49ZM90 112H91V111H90ZM93 112H94V111H93ZM113 112H115V111L113 110ZM136 112H139V110L136 111ZM141 112H142V111H141ZM164 112H165V111H163V113H164ZM173 112H174V111H173ZM198 112H199V111H198ZM10 113H11V112H10ZM17 113H18V112H17ZM69 113H70V112H69ZM71 113H73V112H71ZM98 113H99V112H98ZM106 113H107V112H106ZM124 113H125V112H124ZM166 113H167V112H166ZM188 113H190V112H188ZM194 113H195V112H194ZM199 113H200V112H199ZM199 113H198L197 116L200 115ZM5 114L7 115V113H5ZM20 114H21V113H20ZM28 114H29V113H28ZM65 114H68V113H65ZM65 114H63V115H65ZM82 114H83V113H82ZM84 114H85V113H84ZM101 114H102V113H101ZM103 114H104V113H103ZM107 114H108V113H107ZM113 114H114V113H113ZM119 114H120V113H119ZM149 114H150V113H149ZM152 114H154V113H151V115H152ZM169 114H170V113H169ZM0 115H1V114H0ZM3 115H4V113H3ZM18 115H19V114H17V116H18ZM44 115H45V114H44ZM61 115H62V114H61ZM69 115H70V114H69ZM71 115H72V114H71ZM94 115H95V113H94ZM109 115H110V114H109ZM123 115L125 116V114H123ZM151 115H150V116H151ZM154 115H155V114H154ZM162 115H163V114H162ZM170 115H171V114H170ZM201 115H202V114H201ZM203 115H204V114H203ZM4 116H5V115H4ZM12 116H13V115H12ZM72 116H73V115H72ZM72 116H71V117H72ZM79 116H81V115H79ZM83 116H84V115H83ZM95 116H96V115H95ZM97 116H98V115H97ZM100 116H101V115H100ZM112 116H114V115H112ZM121 116H122V115H121ZM124 116H123V117H124ZM128 116H129V115H128ZM130 116H131V115H130ZM130 116H129V118H130ZM136 116H138V115H136ZM172 116H173V115H172ZM172 116H170V117L172 118ZM194 116H195V115H194ZM14 117H15V116H14ZM19 117H20V116H19ZM21 117H22V115H21ZM89 117H90V116H89ZM103 117H104V116H102V118H103ZM138 117H140V116H138ZM151 117H152V116H151ZM174 117H175V116H174ZM0 118H1V117H0ZM27 118H28V117H27ZM68 118H69V117H68ZM73 118H74V117H73ZM82 118H83V117H82ZM84 118H85V117H84ZM93 118H94V117H93ZM97 118H98V117H97ZM107 118H111V117H108V116H107ZM129 118H128V119H129ZM162 118H163V117H162ZM162 118H161V119H162ZM171 118H170V119H171ZM177 118H178V117H176V119H177ZM198 118H200V117H198ZM2 119H3V118H1V120H2ZM11 119H12V118H11ZM14 119H15V118H14ZM19 119H20V120L17 121V123L20 122V121L22 120L21 118H19ZM56 119H58V118H56ZM69 119H70V118H69ZM75 119H76V118H75ZM98 119H99V118H98ZM111 119H112V118H111ZM115 119H116V117H115ZM118 119H119V118H118ZM121 119H122V118H121ZM130 119H131V118H130ZM130 119H129V120H130ZM132 119H133V118H132ZM134 119H135V118H134ZM172 119H173V118H172ZM9 120H10V119H9ZM25 120H26V119H25ZM62 120H63V119H62ZM71 120H72V119H71ZM76 120H77V119H76ZM80 120H81V118H80ZM103 120H104V119H103ZM149 120H150V119H149ZM174 120H175V119H174ZM3 121H4V120H3ZM3 121H2V122H3ZM10 121H11V120H10ZM45 121H46V120H45ZM48 121H50V120L47 119V122H48ZM72 121H73V120H72ZM72 121H71V123H73V125H75V123L72 122ZM82 121H83V120H82ZM89 121H90V119H89ZM113 121H114V119H113ZM130 121H131V120H130ZM166 121H167V120H166ZM11 122H12V121H11ZM15 122H16V121H15ZM21 122H22V121H21ZM42 122H43V121H42ZM65 122H67V121H65ZM140 122H141V121H140ZM153 122H154V121H153ZM153 122H152L151 124H153ZM0 123H1V122H0ZM85 123H86V122H85ZM89 123H90V122H89ZM160 123H162V122H160ZM163 123H164V122H163ZM163 123H162V124H163ZM168 123H169V121H168ZM198 123H199V122H198ZM224 123H225V122H224ZM22 124H24V123H22ZM49 124H50V123H49ZM76 124H77V123H76ZM79 124H80V123H79ZM79 124H78V125H79ZM109 124H110V123H109ZM118 124H119V123H118ZM127 124H128V123H127ZM127 124L125 123L126 126H127ZM133 124H134V123H133ZM136 124H137V123H136ZM139 124H140V123H139ZM139 124H138V125H139ZM147 124H148V123H147ZM5 125H6V123H5ZM9 125H10V124H9ZM12 125L14 126V124H12ZM12 125H11V126H12ZM24 125H25V124H24ZM42 125H43V124H42ZM58 125H59V124H58ZM66 125H67V123H66ZM73 125H72V126H73ZM83 125H84V124H83ZM102 125H103V124H102ZM105 125H106V123H105ZM105 125H103V126H105ZM107 125H108V124H107ZM110 125H111V124H110ZM130 125H131V123H130ZM141 125H143V124H140V126H141ZM153 125H155V124H153ZM158 125H159V124H158ZM191 125H193V123H192ZM11 126H10V128H11ZM16 126H17V125H16ZM22 126H23V125H22ZM29 126H30V125H29ZM45 126H46V124H45L43 127H45ZM56 126H57V124H56ZM111 126H112V125H111ZM115 126H116V125H115ZM131 126H132V125H131ZM140 126H139V127H140ZM166 126H168V124H167ZM201 126H202V124H201ZM218 126H219V125H218ZM221 126H222V125H221ZM228 126H230V125L228 124ZM19 127H20V126H19ZM38 127H39V126H38ZM40 127H42V126H40ZM48 127H49V125H48ZM75 127H76V125H75ZM85 127H86V126H85ZM92 127H93V126H92ZM98 127H99V126H98ZM106 127H107V126H105L104 128H106ZM132 127H133V126H132ZM160 127H161V126H160ZM231 127H232V126H231ZM231 127H229V128H231ZM12 128H13V127H12ZM16 128H17V127H16ZM69 128H70V127H69ZM87 128H88V129H87ZM87 128H85V129L89 130V127H87ZM113 128H114V127H113ZM122 128H123V127H122ZM128 128H129V127H128ZM149 128H150V127H149ZM161 128H162V127H161ZM169 128H170V126H169ZM222 128H223V127H222ZM0 129H1V128H0ZM33 129H34V128H33ZM41 129H42V128H41ZM43 129H44V128H43ZM92 129H93V128H92ZM94 129H95V128H94ZM94 129H93V130H94ZM97 129H98V128H97ZM110 129H111V128H110ZM116 129H117V127H116ZM118 129H119V128H118ZM124 129H125V128H124ZM129 129H130V128H129ZM157 129H158V128H157ZM215 129H216V128H215ZM223 129H224V128H223ZM10 130H11V129H10ZM48 130H49V129H48ZM57 130H58V129H57ZM62 130H63V129H62ZM71 130H72V129H71ZM90 130H91V129H90ZM99 130H100V129H99ZM101 130H102V129H101ZM101 130H100V131H101ZM131 130H132V129H131ZM162 130H163V129H162ZM201 130H202V129H201ZM25 131H26V130H25ZM49 131H51V130H49ZM91 131H92V130H91ZM96 131H97V130H96ZM135 131H136V130H135ZM182 131H183V130H182ZM0 132H1V131H0ZM15 132H16V131H15ZM28 132H29V131H28ZM30 132H31V131H30ZM32 132H34V131H32ZM36 132H37V131H36ZM45 132H46V131H45ZM45 132H44V133H45ZM58 132H59V131H58ZM75 132H77V131L75 130ZM133 132H134V131H133ZM202 132H203V131H202ZM202 132L199 131V133H201V134H202ZM209 132H210V131H208V133H209ZM13 133H14V132H13ZM16 133L18 134L19 131L16 132ZM21 133H24V132H20V134H21ZM47 133H49V132H47ZM51 133H52V132H51ZM59 133H61V132H59ZM59 133H56V134H59ZM71 133H72V132H71ZM73 133H74V132H73ZM73 133H72V136H73ZM78 133H79V128H78ZM124 133H126V132H124ZM130 133H131V132H130ZM139 133H140V132H139ZM212 133H214V132H212ZM218 133H219V131H218ZM0 134H1V133H0ZM32 134H33V133H32ZM111 134H112V133H111ZM121 134H122V133H121ZM127 134H128V132H127L125 135H127ZM147 134H148V133H147ZM158 134H159V133H158ZM222 134H223V133H222ZM8 135H9V133H8ZM47 135H48V134H47ZM49 135H50V134H49ZM112 135H113V134H112ZM112 135H111V136H112ZM150 135H151V134H150ZM164 135H165V134H164ZM216 135H217V134H216ZM0 136H1V135H0ZM6 136H7V135H6ZM17 136H18V135H17ZM31 136H32V135H31ZM39 136H40V135H39ZM44 136H45V135H44ZM55 136H56V135H55ZM68 136H70V134H69ZM74 136H75V135H74ZM77 136H78V135H77ZM111 136H110V137H111ZM113 136H114V135H113ZM129 136H130V135H129ZM153 136H154V135H153ZM165 136H166V135H165ZM178 136H179V135H178ZM207 136H208V135H207ZM36 137H37V136H36ZM42 137H43V135H42ZM47 137H48V136H47ZM56 137H57V136H56ZM56 137H55L54 140H58V139H56ZM154 137H155V136H154ZM181 137H182V136H181ZM181 137H180V138H181ZM211 137H212V136H211ZM228 137H229V136H228ZM230 137H231V136H230ZM22 138H24V137H22ZM27 138H28V137H27ZM43 138H44V137H43ZM64 138H66V137H64ZM68 138L70 139V137H68ZM78 138H80V137H78ZM116 138L118 139L119 137H116ZM126 138H127V136H126ZM145 138H146V137H145ZM214 138H216V137H214ZM5 139H7V138H5ZM5 139H4V140H5ZM29 139H31V138H29ZM29 139H28V141H29ZM33 139H34V138H33ZM45 139H46V137H45ZM45 139H44V140H45ZM62 139H63V138H62ZM69 139H68V140H69ZM111 139H112V138H111ZM111 139H110V140H111ZM127 139H128V138H127ZM127 139H126L125 141H126L127 144H128L129 141H127ZM2 140H3V138H2ZM14 140L16 141V139H14ZM39 140H40V139H39ZM41 140H42V139H41ZM66 140H67V139H66ZM128 140H129V139H128ZM135 140H136V139H135ZM36 141H37V140H36ZM97 141H98V140H96V143H97ZM115 141H116V139H115ZM153 141H154V140H153ZM1 142H2V141H1ZM17 142H18V141H17ZM31 142H32V141H31ZM45 142H46V141H45ZM121 142H122V141H121ZM227 142H228V141H227ZM227 142H226V143H227ZM4 143H5V141H4ZM4 143H3V144H4ZM23 143H24V142H23ZM41 143H42V142H41ZM68 143H69V142H68ZM87 143H88V142H87ZM89 143H90V142H89ZM92 143H93V142H92ZM100 143H101V142H100ZM100 143H99V145H101ZM123 143H124V142H123ZM136 143H137V142H136ZM153 143H154V142H153ZM167 143H168V142H167ZM169 143H170V141H169ZM12 144H14V143H12ZM19 144H21V140H20V143H19ZM31 144H32V146L35 145V144H33V143H31ZM43 144H44V142H43ZM94 144H95V142H94ZM97 144H98V143H97ZM104 144H106V143L104 142ZM112 144H113V143H112ZM130 144H131V143H130ZM155 144H156V143H155ZM23 145H24V144H23ZM45 145H47V144H44V146H45ZM88 145H89V144H88ZM88 145H87V146H88ZM102 145H103V144H102ZM115 145H116V144H115ZM131 145H132V144H131ZM134 145H135V144H134ZM1 146H2V145H1ZM25 146L27 147V145H25ZM29 146L31 147L30 144H29ZM42 146H43V145H42ZM42 146L40 145L39 147L42 148ZM84 146H85V145H84ZM126 146H127V145H125V147H126ZM132 146H133V145H132ZM2 147H3V146H2ZM89 147H90V145H89ZM108 147H109V146H108ZM116 147H117V146H116ZM118 147H120V146H118ZM147 147H148V146H147ZM155 147H157V146H155ZM0 148H1V147H0ZM13 148H14V147H13ZM24 148H25V147H24ZM93 148H94V147H93ZM95 148H96V147H95ZM100 148H103V149H104V147H100ZM113 148L115 149V147H113ZM209 148H210V147H209ZM1 149H2V148H1ZM3 149H4V148H3ZM10 149H11V148H10ZM25 149H26V148H25ZM27 149H28V148H27ZM29 149H30V148H29ZM31 149H32V148H31ZM36 149H37V148H36ZM42 149H43V151H44V147H43ZM48 149H49V148H48ZM96 149H97V148H96ZM105 149H106V148H105ZM116 149H117V148H116ZM124 149H125V148H124ZM133 149H134V148H133ZM151 149H153V148L151 147ZM11 150H12V149H11ZM19 150H20V149H19ZM91 150H92V149H91ZM91 150H90V151H91ZM94 150H95V149H94ZM117 150H118V149H117ZM135 150H136V149H135ZM160 150H161V149H160ZM169 150H170V148H169ZM14 151H16V150H14ZM17 151H18V150H17ZM30 151H32V150H30ZM35 151H36V150H35ZM35 151H33V152H35ZM38 151H39V150H38ZM48 151H49V150H48ZM85 151H86V150H85ZM103 151H104V150H103ZM11 152H12V151H11ZM18 152H20V151H18ZM18 152H17V153H18ZM26 152H28V151H26ZM45 152L47 153V151H45ZM104 152H105V151H104ZM124 152H125V151H124ZM128 152H129V150H128ZM140 152H141V151H140ZM28 153H29V152H28ZM39 153H41V152H39ZM107 153H108V152H107ZM121 153H122V152H121ZM13 154H14V153H13ZM34 154H35V153H34ZM86 154H87V153H86ZM93 154H94V153H93ZM116 154H117V152H116ZM157 154H158V153H157ZM157 154H156V156H157V157H160V156H158ZM28 155H29V154H28ZM39 155H40V154H39ZM87 155H88V154H87ZM95 155H96V154H95ZM104 155H105V154H104ZM127 155H128V154H127ZM141 155H142V154H141ZM149 155H150V154H149ZM160 155H161V153H160ZM162 155H163V154H162ZM11 156H12V155H11ZM32 156H33V154H32ZM32 156H31V157H32ZM41 156H42V155H41ZM41 156H40V158L37 159V160H40V159H41ZM150 156L152 157V155H150ZM150 156H148V157H150ZM20 157H21V154H20ZM25 157H26V156H25ZM36 157L38 158V156H36ZM87 157H89V156H87ZM101 157H102V156H101ZM115 157H116V156H115ZM117 157H118V154H117ZM120 157H121V156L119 155V158H120ZM130 157H131V156H130ZM142 157H144V156H142ZM146 157H147V156H146ZM148 157H147V158H148ZM153 157H154V156H153ZM7 158H8V157H7ZM42 158H43V156H42ZM81 158H83V157H81ZM89 158H90V157H89ZM102 158H103V157H102ZM9 159H10V157H9ZM21 159H22V158H21ZM94 159H95V158H94ZM99 159H100V158H99ZM115 159H116V158H115ZM120 159H121V158H120ZM122 159H123V158H122ZM127 159H128V158H127ZM156 159H157V158H156ZM22 160H23V159H22ZM91 160H92V158H91ZM100 160H101V159H100ZM107 160H108V159H107ZM0 161H2V160H0ZM4 161H5V160H4ZM7 161H8V160H7ZM12 161H13V160H12ZM19 161H20V160H19ZM34 161H35V160H34ZM123 161H124V160H123ZM151 161H153V159H152ZM159 161H160V159H159ZM84 162H86V161H83V163H84ZM95 162H96V161H95ZM104 162H106V161H104ZM108 162H109V160H108ZM108 162H107V163H108ZM121 162H122V160H121ZM124 162H125V161H124ZM124 162H123V163H124ZM128 162H129V161H128ZM157 162H158V161H157ZM17 163H18V162H17ZM19 163H20V162H19ZM118 163H120V162H118ZM144 163H145V162H144ZM154 163H156V161H155ZM158 163H159V162H158ZM88 164H89V163H88ZM92 164H94V163H92ZM96 164H97V163H95V165H96ZM103 164H104V163H103ZM126 164H127V163H126ZM145 164H147V163H145ZM148 164H150V163H148ZM159 164H160V163H159ZM1 165H2V164H1ZM1 165H0V166H1ZM16 165H17V164H16ZM41 165H42V164H41ZM108 165H109V163H108ZM116 165H117V164H116ZM119 165H120V164H119ZM150 165H151V164H150ZM3 166L5 167V164H4ZM13 166H14V165H13ZM21 166H22V165H21ZM84 166H85V165H84ZM90 166H91V165H90ZM114 166H115V165H114ZM114 166H113V167H114ZM4 167H2V168H4ZM43 167H45V166H43ZM103 167H104V166H103ZM116 167L119 168V166H116ZM141 167H142V165H141ZM0 168H1V167H0ZM2 168H1V169H2ZM45 168H46V167H45ZM118 168H117V169H118ZM144 168H146V166H145ZM148 168H149V166H148ZM4 169H5V168H4ZM42 169H43V168H42ZM137 169H138V168H137ZM102 170H103V169H102ZM105 170H106V169H105ZM27 171H28V170H27ZM80 171H81V170H80ZM85 172L87 173V171H85ZM107 172H108V171H107ZM140 172H141V171H140ZM36 173H37V171H36L34 174H36ZM43 173H46V172L43 171ZM120 173H121V172H120ZM148 173H149V172H148ZM0 174H1V173H0ZM8 174H9V173H8ZM58 174H60V172H59ZM70 174H71V173H69L68 175H70ZM118 174H119V173H118ZM122 174H123V173H122ZM140 174H142V172H141ZM28 175H29V173H28ZM37 175H38V174H37ZM61 175H62V174H61ZM106 175L109 176V174H107V173H106ZM135 175H137V174H135ZM0 176H2V175H0ZM13 176H14V175H13ZM40 176H41V175H40ZM101 176H104V173H103V175H101ZM4 177H5V175H4ZM9 177H10V176H9ZM14 177H15V176H14ZM45 177H46V174H45ZM49 177H50V176H49ZM63 177H64V176H63ZM94 177H95V175H94ZM142 177H143V176H142ZM6 178H7V177H6ZM11 178H12V177H11ZM102 178H104V177H102ZM107 178H108V177H107ZM109 178H111V177H109ZM9 179H10V178H9ZM54 179H55V177H54ZM58 179H59V178H58ZM58 179H57V180H58ZM61 179H62V178H61ZM105 179H106V178H105ZM105 179H104V180H105ZM11 180H12V179H11ZM13 180H14V179H13ZM17 180H18V179H17ZM90 180H91V179H90ZM96 180H97V179H96ZM102 180H103V179H102ZM112 180H114V179L112 178ZM82 181H83V180H82ZM17 182H18V181H17ZM51 182H52V181H51ZM60 182H61V181H60ZM65 182H66V181H65ZM73 182H74V181H73ZM91 182H92V181H91ZM104 182L106 183V181H104ZM104 182H103V183H104ZM107 182H108V180H107ZM7 183H8V182H7ZM13 183H14V182H13ZM63 183H64V181H63ZM74 183H75V182H74ZM99 183H100V182H99ZM99 183H98V184H99ZM110 183H111V181H110ZM110 183H108V185H109ZM130 183H131V182H130ZM17 184H18V183H17ZM51 184H52V183H51ZM54 184H55V183H54ZM126 184H127V183H126ZM142 184H143V183H142ZM144 184H145V183H144ZM147 184H148V183H147ZM11 185H12V184H11ZM64 185H65V183H64ZM66 185H67V184H66ZM71 185H72V184H71ZM71 185H70V186H71ZM101 185H103V184H101ZM128 185H129V184H128ZM9 186H10V185H9ZM52 186H56V185H52ZM106 186H107V185H106ZM130 186H131V185H130ZM139 186H140V185H139ZM182 186H183V185H182ZM188 186H189V185H188ZM0 187H1V186H0ZM3 187H4V186H3ZM32 187H34V186L32 185ZM36 187H37V186H36ZM36 187H35V188H36ZM40 187H43V186H41V184H40ZM190 187H191V186H190ZM1 188H2V187H1ZM10 188H11V187H10ZM44 188H45V187H44ZM52 188H53V187H52ZM99 188H100V187H99ZM133 188H134V187H133ZM144 188H147V187L144 186ZM5 189H6V188H5ZM7 189H9L8 186H7ZM14 189H15V188H14ZM36 189H37V188H36ZM64 189H65V188H64ZM74 189H76V188H73V190H74ZM193 189H195V188H193ZM2 190H3V189H2ZM40 190H41V189H40ZM40 190H39V191H40ZM54 190H56V189H54ZM227 190H229V189H227ZM6 191H7V190H6ZM10 191H11V190H10ZM47 191H48V190H47ZM70 191H71V190H70ZM70 191H69V192H70ZM196 191H197V190H196ZM0 192L3 193L2 191H0ZM69 192H68V193H69ZM72 192H74V191H72ZM80 192H81V191H80ZM229 192H230V191H229ZM35 193H36V192H34V194H35ZM58 193H59V192H58ZM81 193H82V192H81ZM237 193H238V192H237ZM237 193H236V194H237ZM17 194H18V193H17ZM59 194H62V193H59ZM64 194H65V192H64ZM70 194H71V193H70ZM70 194H69V195H70ZM218 194H220L221 196L223 195L222 197H223V199H224V206H225V209H227V208L230 206V205H229L230 202H231V201H230V198H231L233 195H232V196H229L228 192H226V191L224 190V188L220 189V191L218 192ZM2 195H3V194H2ZM5 195H6V194H5ZM36 195H37V194H36ZM38 195H40V194H38ZM43 195H44V194H43ZM43 195H42V196H43ZM45 195H46V194H45ZM83 195H84V194H83ZM136 195H137V194H136ZM148 195H149V194H148ZM193 195H194V194H193ZM234 195H235V194H234ZM238 195H239V194H238ZM48 196H49V195H48ZM48 196H47V197H48ZM65 196H66V194H65ZM72 196H73V195H72ZM194 196H195V195H194ZM235 196H236V195H235ZM235 196H233V198H234ZM4 197H5V196H4ZM4 197H3V198H4ZM24 197H25V196H24ZM63 197H64V196H63ZM66 197H67V196H66ZM66 197H65V198H66ZM150 197H151V196H150ZM201 197H202V196H201ZM201 197H200V199H201ZM3 198H2V199H3ZM22 198H23V197H22ZM25 198H26V197H25ZM195 198H196V197H195ZM61 199H63V198H61ZM68 199H69V198H68ZM92 199H93V197H92ZM94 199H95V198H94ZM223 199H222V200H223ZM231 199H232V198H231ZM64 200H65V199H63V201H64ZM163 200H164V199H163ZM33 201H35V200H33ZM65 201H66V200H65ZM142 201H143V200H142ZM148 201H150V200H148ZM190 201H192V199H191ZM196 201H197V203L199 202L198 200H196ZM216 202H217V200H216ZM222 202H223V201H222ZM50 203H51V202H50ZM56 203H58V202H56ZM146 203H147V202H146ZM189 203H190V202H189ZM186 204H187V203H186ZM192 204H193V203H192ZM35 205H36V204H35ZM71 205H72V204H71ZM160 205H161V204H160ZM218 205H219V204H218ZM228 205H229V206H228ZM129 206H130V205H129ZM153 206H154V205H153ZM168 206H169V205H168ZM57 207H58V206H57ZM218 207H219V206H218ZM99 209H101V208H99ZM211 209H213V208H211ZM216 209H217V208H216ZM7 210H8V209H7ZM217 211H219L220 213H222L221 209L219 210V208L217 209ZM12 212H13V211H12ZM214 213H215V212H214ZM62 214H63V213H62ZM79 214H80V213H79ZM100 214H101V213H100ZM235 214H236V213H235ZM235 214H234V215H235ZM14 215H15V214H14ZM163 215H164V214H163ZM6 216H7V215H6ZM9 216H10V215H9ZM81 216H83V215H81ZM5 220H6V219H5ZM11 220H12V218H11ZM15 220H16V219H15ZM6 221H7V220H6ZM8 221H10V220H8ZM13 221H14V220H13ZM14 222H15V221H14ZM7 223H8V222H7ZM117 224H118V223H117ZM122 224H123V223H122ZM18 226H19V225H18ZM0 227H1V226H0ZM2 227H3V226H2ZM9 227H10V226H9ZM71 227H72V226H71ZM249 227H250V226H249ZM57 228H58V227H57ZM0 234H1V233H0ZM2 236H3V235H2ZM16 236H17V235H16ZM14 241H15V240H14ZM231 241H232V239H231ZM116 244H117V242H116ZM164 247H165V246H164ZM7 248H8V247H7ZM76 248L79 249V247H76ZM186 250H187V249H186ZM11 253H12V252H11ZM187 253H188V252H187ZM194 254H195V253H194ZM170 256H171V255H170ZM2 257H4V256L2 255ZM145 258H146V257H145ZM185 258H188V257L185 256ZM191 258H192V257H191ZM4 259H5V258H4ZM6 259H7V258H6ZM188 259H189V258H188ZM22 260H23V259H22ZM24 261H25V260H24ZM140 261H141V260H140ZM237 262H238V259H237ZM200 263H201V262H200ZM202 263H203V262H202ZM239 264H242V263H239Z\"/></svg>",
	"mask_w": 264,
	"mask_h": 264
}]
</instances>
